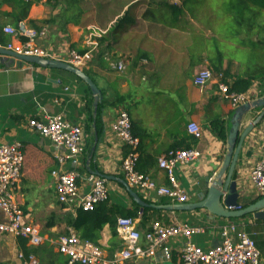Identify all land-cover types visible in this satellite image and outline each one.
Here are the masks:
<instances>
[{
	"label": "crops",
	"instance_id": "1",
	"mask_svg": "<svg viewBox=\"0 0 264 264\" xmlns=\"http://www.w3.org/2000/svg\"><path fill=\"white\" fill-rule=\"evenodd\" d=\"M180 6V0H113L102 3V8L94 11L103 19L101 27H94L107 29L108 33L98 40L99 46L91 51L90 61L81 70L102 92L100 134L96 120H93L94 96L77 77L61 70L28 64L17 67L15 61L11 66H0V146L18 143L29 152L35 149L40 155L26 156L21 181L15 188L16 200L44 238L39 247L28 245L38 264L65 261L64 256H59L57 242L62 236L74 233L66 221L77 217V211L59 203L52 172L76 171L82 193L90 191L87 179L91 176L126 181L122 162L127 150L111 131L121 112L129 114L141 140L142 166L150 158L155 160V165L146 169L159 186L168 185V179L158 167V160L171 150L185 149L189 145L190 123L202 128L203 138L193 147L200 151L201 158L180 166L177 171L178 184L185 196L183 204H195L199 194L207 193L208 182L214 180L222 168L228 151L231 121L237 108L220 97L217 79L200 90L194 85V78L203 69L223 72L226 85L234 84L238 78H252V87L244 96L248 102L264 96V32L237 27L228 14L215 9L212 4L203 10L184 11L180 18L174 12V8ZM2 12L10 13L11 9L4 7ZM59 16V11L42 3L32 7L28 20L40 22ZM6 20L0 18L1 23ZM119 20L121 25L114 29ZM88 25L81 21L65 25L58 19L56 24L44 26L47 36L39 39L36 47L61 61H68L70 51L81 53L89 49L85 47ZM104 38L107 41L101 45ZM11 41L13 46L18 45L17 39L11 38ZM120 66L124 69L119 70ZM262 111L251 112L244 119L242 130ZM56 116L82 126L84 130L86 151L77 163L69 160L59 164L58 157H66L67 152L58 150L50 140L29 129L28 122L32 119ZM216 120L225 125L226 142L213 132L212 122ZM262 156L264 119L245 140L234 172L239 208H247L263 198L250 179ZM52 161L55 163L53 170ZM107 185L111 204L132 209L133 201L121 184L107 180ZM134 191L148 204H171L155 194ZM164 200L169 203L163 204ZM158 213L161 214L152 215V221L159 220L166 225L186 224L203 230L192 240L203 249L219 245L222 229L235 225L255 241L261 264H264V221H257L253 216L224 220L206 211ZM52 217L56 218L57 224L48 227ZM4 218L0 212V219ZM152 221L147 227L139 228H150ZM184 244L179 239L170 242L171 262H165L162 252L158 251L154 258L136 264H180V250ZM97 245L106 259L113 258L123 248L118 234L113 237L109 227L104 228ZM142 246L146 247L144 241ZM21 253L18 238L0 236V264H21L18 259Z\"/></svg>",
	"mask_w": 264,
	"mask_h": 264
},
{
	"label": "built area",
	"instance_id": "2",
	"mask_svg": "<svg viewBox=\"0 0 264 264\" xmlns=\"http://www.w3.org/2000/svg\"><path fill=\"white\" fill-rule=\"evenodd\" d=\"M4 33L18 40L16 47L11 41L7 48H3L5 50L24 56L59 60L53 54L36 47L39 39L46 38L48 33L46 28L38 32L31 29L27 23H20L17 27H5ZM107 33V29L88 27L85 47L89 49L84 54L70 51L69 60L63 62L79 69L83 68L90 61L91 53L99 46L98 40ZM123 69V66L119 67V70ZM215 79L219 82V95L223 100L231 102L235 108L248 103L244 95L237 96L230 93L229 87L224 83V75H216L212 70H201L194 78V85L204 90ZM28 126L32 132L50 140L58 150L67 152L66 157L57 159L61 165L69 160L77 163L85 154L86 141L82 126L71 124L60 116L48 117L45 120L32 119L28 122ZM111 131L128 150L122 162L125 182L133 190L155 194L159 198L169 200L171 204H183L185 196L178 184L177 171L182 165H190L198 161L201 158L200 151L196 148L171 150L161 157L158 160V167L167 176L168 185L159 186L150 174L143 175L137 171L140 140L132 133V122L127 112L119 114ZM188 133L196 141H201L203 138V130L196 123L189 124ZM23 165L24 155L21 144L0 146V212L5 216L3 220L0 219V236L23 238L28 241L29 246L39 247L44 243L41 230L30 223L29 217L15 198V188L21 181ZM52 176L55 179L57 199L65 207L75 211L93 212L99 203L109 199V189L104 179L89 177L87 181L91 189L87 193H82L78 185L80 176L76 171L56 170L52 172ZM250 179L264 198V156L252 170ZM202 232L203 230L186 224L166 225L159 220L152 221L148 230H142L137 220L119 218L117 234L123 243V248L111 259L105 258L104 252L98 245L83 241L74 233L59 238L57 247L58 252L67 259V264H136L154 258L158 251L162 252L165 262H171L173 255L170 242L179 239L185 243L180 250V264H261V254L255 241L246 232L239 231L237 226L224 227L221 231V243L208 249L200 248L192 242L193 238ZM142 241L145 242L146 247L142 246ZM18 259L21 264H38L34 255L26 257L21 253Z\"/></svg>",
	"mask_w": 264,
	"mask_h": 264
},
{
	"label": "trees",
	"instance_id": "3",
	"mask_svg": "<svg viewBox=\"0 0 264 264\" xmlns=\"http://www.w3.org/2000/svg\"><path fill=\"white\" fill-rule=\"evenodd\" d=\"M180 2L181 6L174 8V12L177 17L181 18L184 15V11L191 13L193 10H203L205 7L212 4L215 9H219L223 13L228 14L232 23H234L237 27H241L242 29H246L247 31H256L259 33L264 32V0H180ZM42 3L48 5L50 8H52L53 11H59L60 16L55 17L56 19L52 17L49 20H43L40 22L29 21V14L32 7L41 5ZM80 4L81 2L79 0H0V18L4 17L7 19L5 23L0 22V47L7 48L11 44V38L6 36L4 33V28L7 26L17 27L20 23H27V25L31 29L40 32L44 28V26L49 24H56V20L58 19L64 22L65 25L80 22V16L83 13L81 7L78 6ZM4 7L11 9V12H2V9ZM121 23L122 21L119 20L114 29H117L118 26L121 25ZM22 41L24 42L25 39H23ZM106 41L107 38H104L101 42V45H103ZM85 52L79 53L84 54ZM214 73L216 75H224L223 72L218 70ZM224 76L226 79V75ZM227 86L230 89V93H233L237 96H243L247 94V92L252 87V78H238V80L234 84ZM102 108L103 105H99L98 111L95 114V118L93 119L92 117L93 120H96L97 130L99 134ZM212 129L218 139L226 142L227 134L223 122H220L219 120L213 121ZM132 133L134 137L140 140L139 136L136 134L133 124ZM188 142L189 145L186 146L185 149L181 148V150L192 149L196 145L197 141L194 139V137L190 136L188 138ZM140 147L141 140L138 151L139 160L137 164V171L143 175H149L146 168L153 167L155 165V160H152L150 158L149 162L146 165L142 166ZM181 150L174 149L173 151ZM126 152L128 153V150ZM30 154L40 156L35 149H30L29 152L26 147H23L24 165L22 175L26 163V156H29ZM54 166L55 163L52 161V170L55 168ZM109 199L103 203H99L93 212H83L79 210L77 211L76 218H72L68 221L65 220L67 225L74 231V234L77 237H79L83 241H88L97 245L98 241L101 238V233L105 227H109L111 229L113 237H117V221L119 218H130L133 220L138 219L140 220L139 226L147 227L152 221V215L161 214L150 209H145L143 212H141V208L134 202L132 209L128 210L122 205L111 204ZM162 203L167 204L169 202L164 200ZM56 224V218L52 217L48 221L47 226L53 227ZM148 229L149 227L146 230ZM27 243L28 241L26 239H19V244L23 250V254L26 257H29L30 255L35 256L34 251L29 250ZM59 256L63 257L62 255ZM56 257L57 256H53L52 258ZM64 259L65 261L63 263L59 262L58 260H53L52 264H67L66 258Z\"/></svg>",
	"mask_w": 264,
	"mask_h": 264
},
{
	"label": "water",
	"instance_id": "4",
	"mask_svg": "<svg viewBox=\"0 0 264 264\" xmlns=\"http://www.w3.org/2000/svg\"><path fill=\"white\" fill-rule=\"evenodd\" d=\"M15 61L17 67L23 64L37 66L49 70H61L74 75L81 80L94 96V111H98L103 100L102 92L92 79L81 69L59 60H48L34 56L19 55L13 51L0 48V66H11ZM263 109L261 114L247 128L242 130L244 119L253 111ZM264 119V96L250 101L237 108L229 132L227 145V156L224 160L220 172L215 179L208 182L207 193L199 194L198 202L195 204H169L154 205L144 202L141 197L124 181L114 177L100 176L104 180L121 184L130 195L132 201L141 208L151 209L157 212L192 213L196 211H206L212 216L224 220H241L248 216H253L257 221H264V198L259 199L255 204L247 208H239L238 184L233 176L239 160L240 152L245 140L253 132L254 128Z\"/></svg>",
	"mask_w": 264,
	"mask_h": 264
},
{
	"label": "rangeland",
	"instance_id": "5",
	"mask_svg": "<svg viewBox=\"0 0 264 264\" xmlns=\"http://www.w3.org/2000/svg\"><path fill=\"white\" fill-rule=\"evenodd\" d=\"M81 2L79 7L82 9V15L80 16L81 22L84 24H89L87 27L98 26L103 23L101 15L94 13L96 9L102 8V3L112 2L111 0H79ZM66 8V6H65Z\"/></svg>",
	"mask_w": 264,
	"mask_h": 264
}]
</instances>
